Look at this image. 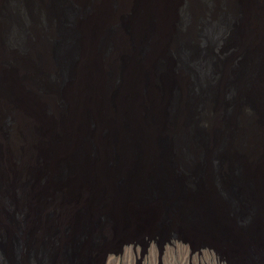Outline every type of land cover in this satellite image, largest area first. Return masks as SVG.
<instances>
[{
	"label": "water",
	"instance_id": "water-1",
	"mask_svg": "<svg viewBox=\"0 0 264 264\" xmlns=\"http://www.w3.org/2000/svg\"><path fill=\"white\" fill-rule=\"evenodd\" d=\"M103 4L0 0V264H264V0Z\"/></svg>",
	"mask_w": 264,
	"mask_h": 264
},
{
	"label": "rangeland",
	"instance_id": "rangeland-1",
	"mask_svg": "<svg viewBox=\"0 0 264 264\" xmlns=\"http://www.w3.org/2000/svg\"><path fill=\"white\" fill-rule=\"evenodd\" d=\"M142 246L137 243H131L125 246L123 253L112 255L108 258L107 264H138L137 260L141 257ZM160 252L158 244L154 242L145 254L141 264H159ZM163 264H235L224 253H218L210 247L191 248L189 243L182 240L170 239L166 242L163 254L161 256ZM247 264H255L249 262Z\"/></svg>",
	"mask_w": 264,
	"mask_h": 264
},
{
	"label": "bare ground",
	"instance_id": "bare-ground-1",
	"mask_svg": "<svg viewBox=\"0 0 264 264\" xmlns=\"http://www.w3.org/2000/svg\"><path fill=\"white\" fill-rule=\"evenodd\" d=\"M100 7H103L105 9V6L103 4V0H100Z\"/></svg>",
	"mask_w": 264,
	"mask_h": 264
},
{
	"label": "flooded vegetation",
	"instance_id": "flooded-vegetation-1",
	"mask_svg": "<svg viewBox=\"0 0 264 264\" xmlns=\"http://www.w3.org/2000/svg\"><path fill=\"white\" fill-rule=\"evenodd\" d=\"M159 258H160V257H159ZM159 264H163V262L161 261V258H160Z\"/></svg>",
	"mask_w": 264,
	"mask_h": 264
},
{
	"label": "clouds",
	"instance_id": "clouds-1",
	"mask_svg": "<svg viewBox=\"0 0 264 264\" xmlns=\"http://www.w3.org/2000/svg\"><path fill=\"white\" fill-rule=\"evenodd\" d=\"M153 243H154V242H152V244H153ZM152 244H151V245H152ZM151 245H150V246H151ZM159 252H160V251H159Z\"/></svg>",
	"mask_w": 264,
	"mask_h": 264
}]
</instances>
